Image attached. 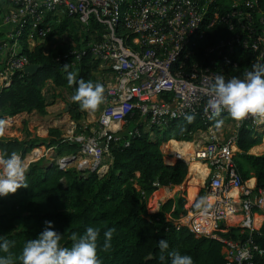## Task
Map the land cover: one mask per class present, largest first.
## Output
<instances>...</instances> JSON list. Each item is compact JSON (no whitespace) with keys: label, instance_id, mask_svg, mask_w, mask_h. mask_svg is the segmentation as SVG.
Returning <instances> with one entry per match:
<instances>
[{"label":"built area","instance_id":"2783aa9c","mask_svg":"<svg viewBox=\"0 0 264 264\" xmlns=\"http://www.w3.org/2000/svg\"><path fill=\"white\" fill-rule=\"evenodd\" d=\"M216 1L0 0V32L7 36L0 37V93L30 64L20 38L45 40L53 22L72 20L92 39L70 52L76 61L89 51L115 77L105 87L99 136L70 130L61 142L77 143V151L64 154L58 144H39L22 155L25 162L30 166L45 160L61 170L76 168L82 175L102 177L113 164V142L135 113L139 117L129 135L154 136L194 114L203 126L190 132L189 140L176 139L180 146L174 154L209 169L202 179V204L187 208L176 219L177 228L218 239L225 264H257L264 250L252 234L260 229L257 214L264 216V188L243 178L234 156L241 129L260 131L264 120L249 116L237 121L226 110L217 114L206 107L207 89L216 76L243 79L254 64L264 62V8L260 0H225L230 7L222 13ZM220 23L234 31L232 36L205 45L199 54L198 44ZM248 54L254 64L242 67ZM222 227L247 236H226Z\"/></svg>","mask_w":264,"mask_h":264},{"label":"trees","instance_id":"16d2710c","mask_svg":"<svg viewBox=\"0 0 264 264\" xmlns=\"http://www.w3.org/2000/svg\"><path fill=\"white\" fill-rule=\"evenodd\" d=\"M220 4L222 13L230 7L225 0H217L214 5ZM260 5L264 8V0H260ZM72 24L75 23L66 17L59 25L62 31H66L72 28ZM54 33H50L49 40L53 39ZM233 33L222 23L216 25L198 44L197 52L201 54L205 45L216 44ZM54 51L53 48L47 51L44 43H38L33 49L24 44L23 52L28 55L30 64H39L41 68L34 74H17L12 85L2 89L0 119L24 111L45 113L49 103L42 88L47 79H51L57 87L69 89L74 95L77 85H68L65 64L69 66L68 71L77 74V80L96 82L94 71L100 62L94 60L89 51L83 53L78 61L74 54L59 56ZM72 62L77 64L72 66ZM253 64L254 59L248 54L242 67ZM69 109L78 115L81 113L78 103L72 102ZM138 117L135 113V118L129 119L120 132V139L113 142V164L104 176L95 173L82 175L76 168L61 170L54 164L44 165L40 160L29 167L28 188L21 187L15 194L0 196V236L15 242L12 251L17 257L25 243L38 237L46 227L45 222L51 221L54 230L62 234L61 244L66 247L72 246L70 237L73 232L82 235L87 227H97L100 232L98 254L102 264H171L170 258L166 257L163 262L159 259L161 240L168 242L169 250L175 249L182 255L191 256L194 264H225L222 243L218 239L207 235L198 236L186 226L177 228L176 219L187 211L184 195L168 199L158 212L148 211V201L153 192L163 186L182 184L189 171L184 159L164 154L161 144L172 137L178 140L191 139L189 133L202 127V121L199 118H195L192 123L178 121L167 131L156 130L154 136L149 132L129 135ZM172 130L175 131L174 135H171ZM261 130L252 131L243 127L234 156L243 178L247 180L255 176L258 188H264V153L253 155L248 151L261 142L264 125ZM38 140L41 142L0 137V149L6 154L16 151L24 156L41 143L58 144L60 153H64L66 148L70 152L79 148L77 143L61 142V136ZM127 140L128 146L125 145ZM197 192V184L189 182L188 196H196ZM110 228L115 229L112 247L105 252L102 250L104 233ZM221 231L226 232V236H247L235 235L225 227ZM252 237L264 250V224L253 232ZM256 262L264 264V255L258 257Z\"/></svg>","mask_w":264,"mask_h":264},{"label":"clouds","instance_id":"9594fccd","mask_svg":"<svg viewBox=\"0 0 264 264\" xmlns=\"http://www.w3.org/2000/svg\"><path fill=\"white\" fill-rule=\"evenodd\" d=\"M68 68V64H65L68 85H77L72 101L78 103L83 111L98 110L105 102V86L91 80H77V74L68 71ZM207 91L209 99L206 110L210 109L217 114L226 110L237 121H243L249 116L264 120V64H254L243 79L234 76L226 80L223 75H218ZM185 119L192 123L195 115H186ZM7 126L8 121L0 119V137L6 134ZM28 171L29 165L20 153L0 152V196L15 194L21 187L28 188ZM45 224L46 227L38 237L25 243L18 257L12 251L15 242L0 236V264H17V260L19 264H102L98 254L100 232L97 227H87L82 235L73 232L70 237L72 246L66 247L61 244L62 234L54 230L53 223L46 221ZM114 232L115 229L110 228L104 233L103 251L112 247ZM159 249L162 262L167 257L171 264H194L191 256L182 255L175 249L169 250L166 240L159 241Z\"/></svg>","mask_w":264,"mask_h":264},{"label":"rangeland","instance_id":"374dc122","mask_svg":"<svg viewBox=\"0 0 264 264\" xmlns=\"http://www.w3.org/2000/svg\"><path fill=\"white\" fill-rule=\"evenodd\" d=\"M60 21L61 20H58V22H53L54 25L51 27L52 29L51 32H55L53 35V39L49 40L48 36H46L45 40L34 39L35 41L32 42L28 39L27 36H22L20 38V41L22 42V46H24L25 43L27 44V46L30 43H33L34 46L37 45L38 43H44L47 51L50 48H53V51L55 50L54 53H56L55 55L60 56L61 54L65 55L67 53H70L71 51L73 52V51L81 50L87 47L86 45L92 41V39L89 38L90 35L89 37L87 34L85 35L84 29L78 27V25L72 24L71 29L62 31L59 25ZM0 34H1L0 35L1 38H4V40L7 39V36H5V34H2L1 32ZM2 65L3 64H0V74H1ZM94 75L96 82L102 83L105 87L108 84H112L115 81V77L111 74V71L107 69L106 65H102V64L99 65L98 69L94 71ZM42 92L49 103L46 112L41 113L37 110H34L32 112H27V111L20 112L16 115H6L3 119H6L8 121V126L6 130V134L3 136L4 138H18L19 140H29V141L35 140L37 141V143H40L41 141H39L38 139L47 140L53 137L54 138L60 137L66 134L70 130L78 133H84L87 136L88 135L99 136V131H100L99 118L105 110L104 103L100 105L99 109L96 111L81 110V113L78 115L76 114V112H72L69 109L68 111H64L59 116L49 118L46 115L53 114L59 110H64L68 104H71L73 102L71 99L72 95L69 89L65 87L55 86L51 79L46 80L42 88ZM8 117H12L13 120L9 121ZM175 130L177 131L178 128ZM174 133L175 131H173L171 135H174ZM174 140L176 139L172 137L161 144L160 148L164 154L175 155L174 154L175 152H179L178 147L180 145L179 146L174 145L173 143H176L173 142ZM41 144H45V143H41ZM70 151L71 150L66 148L64 150V154L69 153ZM41 161H43L44 165L47 164V161L45 160H41ZM194 167L196 168L192 170V166H191V171L197 173L199 171V168H197L198 166H194ZM185 182L186 180L182 184H184ZM196 184L198 186L199 183L197 182ZM155 197L157 198V195L151 196V198L148 201V211L150 213H155V207L157 201ZM193 197L195 198V196ZM201 197H202V193L198 195V200ZM166 201H164L162 205ZM185 206H186L185 208L187 209V205ZM168 216H170L169 213Z\"/></svg>","mask_w":264,"mask_h":264},{"label":"crops","instance_id":"0c3cea01","mask_svg":"<svg viewBox=\"0 0 264 264\" xmlns=\"http://www.w3.org/2000/svg\"><path fill=\"white\" fill-rule=\"evenodd\" d=\"M66 18V17H65ZM63 19H61L60 23L62 24L63 23ZM51 21V20H50ZM52 22V21H51ZM52 33V32H51ZM55 43V42H54ZM36 46V45H35ZM27 48L29 49H33L34 48V44L33 43H30L28 44ZM49 105L46 106V109L48 108ZM60 111V110H59ZM58 112V111H57ZM56 113V112H55ZM47 116V115H46ZM51 118V117H49ZM260 131H262L260 129ZM173 142H176L175 140ZM174 145H177L179 146L180 144L178 142L176 143H173ZM179 149V147H178ZM176 153V152H175ZM248 153L250 154H253V155H262L264 153V135L262 137V140L260 143L252 146ZM192 163V162H191ZM191 163H189V171H188V175L187 177L185 178L186 182L184 184H180V185H175V186H163V187H160L158 190H156V192H153V195L152 196H156L157 195V198H156V207H155V212H158L161 208V205L164 201L168 200V199H171V198H174L176 195H184L187 199V208L191 207V206H196L199 204L200 202V198L198 200V195L200 193H202V182H201V179H202V173H194L191 171L190 167H191ZM200 170V169H199ZM184 180V181H185ZM251 184H254L256 185V177L255 176H251L249 178ZM190 181H193L195 183H199L198 184V192L195 196V198L192 196V195H189L188 196V187H189V182ZM175 188V189H174ZM186 194V195H185ZM194 198V199H193ZM186 207V206H185ZM170 215V213H169ZM256 226L258 228H261L264 224V216L263 215H260V214H257L256 216ZM231 231L233 232V234L235 235H239V231L236 229V228H231ZM223 248H222V253H223Z\"/></svg>","mask_w":264,"mask_h":264},{"label":"water","instance_id":"95a60500","mask_svg":"<svg viewBox=\"0 0 264 264\" xmlns=\"http://www.w3.org/2000/svg\"><path fill=\"white\" fill-rule=\"evenodd\" d=\"M40 68H41V66H40L39 64L31 63V64H29V65L25 68L24 73L34 74V73H36ZM69 108H70V104H68V105L65 107L64 110H60V111H58V112H56V113L49 114V115H47V117H51V118H52V117L59 116V115H61L64 111H68ZM202 201H203V200L200 199L199 205L202 204ZM150 258H151V256H150Z\"/></svg>","mask_w":264,"mask_h":264},{"label":"bare ground","instance_id":"6f19581e","mask_svg":"<svg viewBox=\"0 0 264 264\" xmlns=\"http://www.w3.org/2000/svg\"><path fill=\"white\" fill-rule=\"evenodd\" d=\"M190 165L192 166V170L196 168V167H194V166H198L197 168L200 169V170L198 171V173H199V174L202 173V174H200V175L203 176L202 179L208 174V169H209V168L206 167V165L200 163L199 161H193ZM190 169H191V167H190ZM202 179H201V182H202Z\"/></svg>","mask_w":264,"mask_h":264}]
</instances>
